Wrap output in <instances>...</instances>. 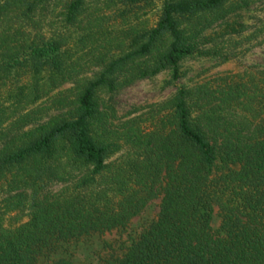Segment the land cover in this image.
Here are the masks:
<instances>
[{"label": "trees", "instance_id": "1", "mask_svg": "<svg viewBox=\"0 0 264 264\" xmlns=\"http://www.w3.org/2000/svg\"><path fill=\"white\" fill-rule=\"evenodd\" d=\"M117 1L156 20L109 52L99 31L69 33L83 0H0V264L122 229L155 199V218L102 264H264V70L176 87L117 124L103 101L165 71L174 84L187 59L224 63L238 38L264 42V15L241 37L264 0ZM55 7L61 28L43 32ZM11 214L26 219L6 226Z\"/></svg>", "mask_w": 264, "mask_h": 264}, {"label": "rangeland", "instance_id": "2", "mask_svg": "<svg viewBox=\"0 0 264 264\" xmlns=\"http://www.w3.org/2000/svg\"><path fill=\"white\" fill-rule=\"evenodd\" d=\"M83 3L84 7L76 24L68 30L73 38L77 35L86 34V29L89 27L92 33L99 31L96 33H103L106 38L113 42L114 39H118L124 45L128 41L126 33H129V29L133 31L147 29L156 20L154 7L140 10L132 9L123 14L121 10L124 7L117 0H83ZM59 12L60 8L55 7L43 13L42 20L45 23L43 32L50 29L46 26L48 19H54V28L57 30L61 28V18L56 17ZM263 15L264 4L255 5L248 12L243 13L242 21L248 30L243 32L241 37H245L248 31H252L256 20ZM115 43L116 41L107 51H118L115 49ZM229 46L231 56L224 63H218L219 60L213 57L193 58L181 62L180 78L174 84L169 82L170 73L165 71L153 78L135 82L110 98L103 97V101L112 109V114L110 112L109 115H111L113 123L117 124L126 117L139 116L145 113L151 104H157L168 99L176 87H190L222 73L264 70V42L261 41L260 37L250 38L248 41L242 42L238 38ZM99 50L96 49L93 54L87 55V58L96 55ZM87 70H93V67L89 66ZM157 205V199L150 202L137 217L131 219L122 229L82 237L67 243H58L52 253L39 258L36 264H50L59 259L67 260L72 264H102L107 257L121 254L125 247L155 218ZM11 217L12 214L5 219L4 224L6 226H14L26 219L25 216H20L17 220H13ZM217 225V219H214L212 226L217 227Z\"/></svg>", "mask_w": 264, "mask_h": 264}]
</instances>
